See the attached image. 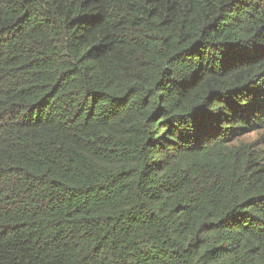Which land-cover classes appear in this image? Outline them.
I'll return each instance as SVG.
<instances>
[{
    "label": "trees",
    "instance_id": "1",
    "mask_svg": "<svg viewBox=\"0 0 264 264\" xmlns=\"http://www.w3.org/2000/svg\"><path fill=\"white\" fill-rule=\"evenodd\" d=\"M264 0H0V264H264Z\"/></svg>",
    "mask_w": 264,
    "mask_h": 264
},
{
    "label": "rangeland",
    "instance_id": "2",
    "mask_svg": "<svg viewBox=\"0 0 264 264\" xmlns=\"http://www.w3.org/2000/svg\"><path fill=\"white\" fill-rule=\"evenodd\" d=\"M245 141L259 143V146L263 149L264 153V128L249 134L244 138Z\"/></svg>",
    "mask_w": 264,
    "mask_h": 264
}]
</instances>
